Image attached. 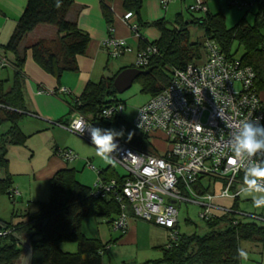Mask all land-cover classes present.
<instances>
[{
	"label": "trees",
	"instance_id": "16d2710c",
	"mask_svg": "<svg viewBox=\"0 0 264 264\" xmlns=\"http://www.w3.org/2000/svg\"><path fill=\"white\" fill-rule=\"evenodd\" d=\"M110 1L99 0L101 13L107 23L112 20ZM121 1L125 12L132 11L138 15L144 0ZM236 1H246V11L251 12L252 19L249 21L242 17L229 28L225 25L222 12L210 13L207 6L205 11H192L189 9L190 4L186 8V16L178 12L172 20L162 17L141 23L159 32V37L153 41L141 35L139 38L138 51L146 44L154 45L157 49L148 64L140 68L149 71L136 78L140 79L142 90L150 91V96L160 92L168 84L172 69L183 68L193 59L199 58L204 41L212 39L219 50L228 56L236 55L241 47L239 59L253 69L256 90L264 91V0ZM71 4L72 0H27L8 40L0 43V54L14 67L13 83L8 92H3L0 82V112L9 122L7 130L0 134V170L4 172L3 177H0V194L14 196L11 175L7 171V148L24 144L28 137L19 128L23 115L29 113L23 95L26 49L19 51V44L35 26L53 25L57 28L56 38L40 39L31 45L32 58L57 80L64 72L76 71V56L85 52L90 37L66 19ZM190 27L202 31L203 41L190 39ZM124 68L112 75L101 76L97 82L88 81L81 94L73 100L66 119L56 123L65 124L72 112L85 116L95 126H108L112 121H117V118H101L100 110L111 102L124 104L116 97L117 91L113 85L114 77ZM163 69H168L169 73L165 74ZM123 129L127 130L123 139L125 142L139 149L150 150L147 135L132 129L130 125ZM105 171L98 172V175ZM49 188L48 200L35 202V212H26L25 221L11 224L0 220V228L12 230L0 237V264H15L19 261L23 252L18 244L20 239H27L31 247L28 264H101L102 254L108 244L86 238L81 232V221L86 217H103L110 224L119 214V205L112 199L94 196L92 187L77 181L72 168L57 171L49 181ZM240 201H234L231 211L202 218L206 227L204 233L180 234L177 221V239L170 246L162 248L160 257L141 264H241L242 241L264 242V222L245 213L264 216V207H258L248 199ZM45 219L47 221L44 224ZM63 240L74 241L76 251H62L59 244Z\"/></svg>",
	"mask_w": 264,
	"mask_h": 264
},
{
	"label": "built area",
	"instance_id": "2783aa9c",
	"mask_svg": "<svg viewBox=\"0 0 264 264\" xmlns=\"http://www.w3.org/2000/svg\"><path fill=\"white\" fill-rule=\"evenodd\" d=\"M172 1L175 0H159V3L166 7ZM231 3L248 5L246 1ZM189 9L205 11L206 4L194 0ZM133 16L132 11H126L122 19L140 38ZM104 45L112 58L126 48L124 40L113 37H108ZM204 50L201 64L189 62L183 68H173L168 84L136 109L130 126L147 135L149 141L157 139L166 143L163 152L159 153L151 141L150 150H143L112 135L114 147L105 154L126 173L110 179L98 175L92 193L119 205V214L110 223L113 230L123 232L132 214L166 229V245L170 246L177 239L175 224L177 206L181 203L199 205V216L206 219L231 211L243 190L264 194V177L254 175V170L264 169V147L248 154L239 148L237 140L247 124L256 130L257 142L264 144V99L259 97L254 85L255 73L236 55L222 53L212 39L204 41ZM156 52L154 45L146 44L138 51L134 67H145ZM6 65L8 61L0 54V69ZM59 91L68 92L66 88ZM124 108L121 102H111L102 107L100 117L120 119ZM56 125L92 144L94 132L101 136L110 134L78 112H73L65 124ZM58 154L65 161L75 158L69 149L59 150ZM87 166L94 169L90 163ZM16 193L12 190V195ZM218 198H227L229 203L217 204L214 200ZM254 204L264 207V199H256ZM245 215L264 222L262 215ZM11 231L0 228V237Z\"/></svg>",
	"mask_w": 264,
	"mask_h": 264
},
{
	"label": "crops",
	"instance_id": "0c3cea01",
	"mask_svg": "<svg viewBox=\"0 0 264 264\" xmlns=\"http://www.w3.org/2000/svg\"><path fill=\"white\" fill-rule=\"evenodd\" d=\"M26 1L27 0H0V43H5L8 40L26 5ZM203 1L207 6L208 12H222L225 25L228 28L233 26L244 16L241 9L228 6L231 0ZM191 2L192 0H176L170 3L171 5L163 7L159 3V0H144L139 14H134L132 20L140 24L139 34L144 39L153 41L159 37L158 30L152 26L141 25V23L162 17L166 18L170 13V9L176 11L183 6L191 4ZM109 6L112 11L111 23H107L103 17L99 0H72V4L66 14V19L75 23L80 30L88 33L90 39L85 52L76 56L77 70L74 72H64L58 80L42 69L33 60L30 50V46L40 39H55L57 36V28L55 26L39 24L28 32L19 44V51L26 49L23 67V95L25 108L29 111V113L24 114L23 118L20 120L19 128L28 137L35 134H42L45 137L44 143L46 142V147L50 150L47 152V156L42 163L36 166L30 164L26 166L25 169L23 168V170H21L20 168L15 169L11 166V159L13 158L10 156V153H15L16 156L14 159L21 161L24 156H22V153L18 154V150L24 146L27 151H31V154L29 156L27 155L26 159L28 157H33V150L25 146L26 142L29 140L28 137L24 144L10 145L7 148V171L11 175L12 189L17 191V193L13 197H9L7 194L5 195L8 198H14L15 196L23 198V196H25L27 207L30 205L35 206L34 203L38 201H46L43 197L46 193H50L49 181L57 171L64 168H72L75 171V177L79 172L76 166L72 165L70 167L69 165L70 162H77L76 160L80 159L77 148H74L73 145L71 147H60L57 145L58 140L53 136L46 135V133L52 134L51 131L56 127L65 130L56 125V122L66 119L73 100L81 94L87 82H97L100 77L103 76L105 70L109 69L108 67L112 57L108 55L104 41L108 37L122 39L126 47L113 61L112 68L109 71L110 75L120 68H127L134 65L131 63L138 54L139 38L130 29L128 23L122 19L125 13L122 1L111 0ZM176 13H178V11ZM9 56L12 58L11 55ZM13 77L14 67L11 63H8V65L0 69V82L2 83V90L4 93L10 90ZM59 88H66L68 92H60ZM72 113H70V115ZM26 118H29L31 124L33 123L36 125L34 131L26 132L27 130L24 129L21 123ZM5 122L8 123L7 126H4ZM2 127L4 130L1 129ZM8 127L9 122L4 119V116L0 112V134L7 130ZM101 127L107 130L106 126L102 125ZM154 141L159 140L154 139ZM151 142L153 144V140H151ZM92 146L96 147L95 145ZM62 149L71 150L75 154V158L71 161H65L58 154V151ZM86 159L87 158H85L84 161ZM85 163L88 164V161ZM104 169L107 171L101 173L100 176L105 179L120 178L124 175L119 174L113 166L108 167V165L106 167L100 166L99 169L94 168L91 170H97L96 174L98 175V172H102ZM3 175V170H0V177H3ZM19 176H23L25 181H22ZM76 179L85 186H93L90 182L80 178L78 179L77 177ZM220 200L224 201L225 199L218 198L216 200L218 202L216 203L224 204L222 202L220 203ZM33 209L36 210V206ZM14 214L18 215V212H14ZM25 218H27V216H25ZM0 220L11 224L20 223L13 222L11 219L6 221L2 218V214H0ZM81 232L86 238L96 239L103 244H108V248H106V251L102 254V257L106 255L107 264H141L149 260V257H155L162 252V248L167 243L168 236V231L166 229L136 218L132 214L129 215L127 227L123 232L113 230L107 219L103 217L84 218L81 221ZM20 241H27L29 243L27 239H20ZM20 241H18V244L23 249V255L25 247ZM59 248L64 252L76 251V245L73 246L75 250H70L71 248L65 247V245H59ZM21 258L15 264H20ZM101 264H103V261Z\"/></svg>",
	"mask_w": 264,
	"mask_h": 264
},
{
	"label": "rangeland",
	"instance_id": "374dc122",
	"mask_svg": "<svg viewBox=\"0 0 264 264\" xmlns=\"http://www.w3.org/2000/svg\"><path fill=\"white\" fill-rule=\"evenodd\" d=\"M231 1H229L230 3L228 4L229 7L241 9L243 11V15H244L243 17H246L247 20L249 21L252 19V14L251 12L246 11L247 9L246 6H243V5L239 6L238 4L234 5L231 3ZM173 2L175 1H172L170 3H173ZM170 3L168 5H171ZM192 3H194V0H192L191 4ZM187 6H183L179 10H176V11H172L170 9V13L166 17V19L172 20L174 16L176 15L177 11L178 12L180 11L183 15L186 16ZM189 35H190V39L193 41H196V40L203 41V34L201 30H197V29H194L193 27H190ZM233 47H235V44ZM241 53H242V48L239 47L238 50L236 51V56L239 57ZM204 58H205V50L202 49L200 53V57L197 59H193L191 62L195 64H201ZM114 60L115 58H111L109 67H108L109 69L105 70V72L103 73V76L110 75L109 71L112 68V64ZM135 61H136V57L134 58L131 64H134ZM163 72L165 74H168L169 70L163 69ZM116 97L119 100H122V102H124L125 108L123 112L121 113V118L118 119L117 121H112L108 126H106V128H107V131L111 135L115 136L118 139H124L125 135L127 134V130L123 128H125L127 125H131L136 109L150 98V91L142 90L140 79H135L128 89H126L122 93H117ZM259 97L261 99H264V91L259 92ZM29 121H30L29 118H26L21 123L23 124L24 129L27 130L26 132L28 131L32 132L36 128V125H34L33 123L31 124ZM7 125L8 123L5 122L4 126H7ZM3 127L1 128L2 130H4ZM51 133L52 134L46 133V135L53 136L55 139H57L58 146L71 147L73 145L74 148H77L80 159H77V160L75 159L77 162H70L69 165L70 167L74 165L76 166L77 170H79V172L76 175L78 179L80 178L84 181L90 182L92 185L96 181L98 177V175L96 174L97 170L94 171V170L89 169L87 167V164L85 163L87 161L88 163L93 165L94 168L96 169H99L100 166L106 167L108 165V167L113 166L119 174L126 173V170L122 166H120L116 161H114L111 157H109L106 154L104 155H106L108 159H104L101 155L98 154V148L92 146L93 145L92 143L86 141L80 136L74 133H71V132H67L57 127L54 130H52ZM150 138L152 139V137ZM28 139L29 140L26 142L25 146L33 150L32 151L33 157L31 158L28 157L26 159V156L27 155L29 156L31 154V151H27V149L24 146L19 148L18 150V154L22 153V156H24V158H22L21 161H17L14 159V157L16 156L15 153L13 152L10 153V156H12L13 158L11 159L12 160L11 166L14 167L15 169L20 168L21 170H23V168L25 169V167L29 166L30 164H32L33 166H36L42 163L43 160L47 156V152L50 151L46 147L47 146L46 142L44 143L45 137L42 134H35L33 136L31 135V137L29 136ZM152 140H153L152 145L157 149L159 153L165 150L167 146L166 143L160 142V141H154V139ZM85 158L87 159L84 161ZM19 177L20 179H22V181H25L23 176H19ZM18 197L19 196H15L14 197L15 199H14V198H8L5 194L4 195L0 194V214H2V218H4V220L9 221L11 219L13 220V222H22L26 220L25 218L26 212L28 213L35 212V209L33 208L36 205L35 206L30 205L27 207L25 196H23V198H20V197L18 198ZM43 198L44 200H48L49 192L46 193V195ZM224 199H225L224 201L220 200V203L222 202L224 204H228L229 203L228 199L227 198H224ZM245 199H248L250 202L254 203L256 199H264V194L258 191H255V190H243L240 193L238 200L240 201V200H245ZM216 200L217 199L214 200L215 203L218 202ZM12 202H13V205H12ZM177 208H178V216H177L178 232L180 234H191L193 232L204 233L206 231L204 220L200 218L199 216L200 211H201L199 205L188 202V203H181L180 205L177 206ZM14 212H18V215H15ZM59 245L60 246L65 245V247H70L71 248L70 250H75L73 246H75L76 244L74 241L63 240L60 242ZM240 248L242 252L241 264H255L256 262H260L261 264H264V242L242 241L240 243ZM160 256H161V253H159L155 257H149V258L155 259ZM102 261H103V264H107L106 255H103Z\"/></svg>",
	"mask_w": 264,
	"mask_h": 264
},
{
	"label": "clouds",
	"instance_id": "9594fccd",
	"mask_svg": "<svg viewBox=\"0 0 264 264\" xmlns=\"http://www.w3.org/2000/svg\"><path fill=\"white\" fill-rule=\"evenodd\" d=\"M256 130L250 125L245 124L243 131L237 137L239 148L246 151L248 154H254L258 149L264 147V144L257 142L255 139ZM131 138V135L130 137ZM113 136L111 134L101 136L98 131L93 133V144L98 146V154L104 159H108L106 155L114 147L112 144ZM230 163H234V160H230ZM254 175L257 177H264V169L254 170Z\"/></svg>",
	"mask_w": 264,
	"mask_h": 264
},
{
	"label": "water",
	"instance_id": "95a60500",
	"mask_svg": "<svg viewBox=\"0 0 264 264\" xmlns=\"http://www.w3.org/2000/svg\"><path fill=\"white\" fill-rule=\"evenodd\" d=\"M148 71H149L148 69L143 70V69H139L136 67H127V68L122 69L113 79V85H114L117 93H122L123 91L128 89L131 86V84L133 83V81L139 75H141L143 73H147ZM46 221H47V219H45L43 221V223L45 224ZM20 243L22 245H24V247H25L20 264H28L29 258L31 255V247L27 241L26 242L20 241Z\"/></svg>",
	"mask_w": 264,
	"mask_h": 264
}]
</instances>
